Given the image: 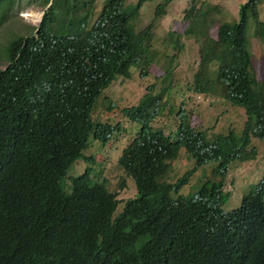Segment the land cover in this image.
I'll use <instances>...</instances> for the list:
<instances>
[{"label":"trees","instance_id":"trees-1","mask_svg":"<svg viewBox=\"0 0 264 264\" xmlns=\"http://www.w3.org/2000/svg\"><path fill=\"white\" fill-rule=\"evenodd\" d=\"M16 1L0 0V24ZM38 1L46 9L40 25L11 39L0 71V264H264V182L239 209L223 210L231 166L256 159L254 138L264 142V81L250 40L251 30L264 42L258 1L242 4L233 22L217 19L221 6L203 0H191L184 12V35L200 44L192 90L243 108L242 133L210 138L186 120L178 139L153 130L148 122L166 104L150 87L124 108L143 127L119 158L137 197L117 215V194L89 169L71 178L70 193L66 180L91 139L106 146L122 131L94 116L103 91L118 76L129 78L132 66L156 62L154 24L138 27L152 0ZM173 1L158 4L156 18ZM178 35H167L177 55L184 50ZM174 62L165 79L174 77ZM181 148L195 166L166 181ZM209 162L217 163L212 178L192 195L174 197Z\"/></svg>","mask_w":264,"mask_h":264},{"label":"rangeland","instance_id":"rangeland-1","mask_svg":"<svg viewBox=\"0 0 264 264\" xmlns=\"http://www.w3.org/2000/svg\"><path fill=\"white\" fill-rule=\"evenodd\" d=\"M102 0H100L101 3ZM164 0H152L147 2L138 18V27L143 29L149 24H154L153 59L156 62L148 67L134 65L130 70L131 76L124 78L118 76L114 82L106 88L98 98L94 108L97 122L106 121L112 125L121 124L122 131H118L112 140L104 146L91 139L90 147L84 151L86 159H79L71 170L68 171L65 187L71 192L73 184L71 178L80 175L89 169L95 182H104L108 189L117 194L119 206L117 214L123 211L125 204L137 197L135 182L124 168L119 164V158L123 150L133 141L141 131L143 124L125 115L124 108L135 106L149 91L153 95H162V101L158 115L148 122L153 130H161L173 139H178L180 128L186 120L197 130L206 131L210 138L234 131L241 134L247 121L246 111L232 105L218 94H197L192 90L194 73L197 70L200 44L193 35L185 36L187 22L184 12L191 0H174L168 7L167 14L156 18L155 8ZM211 4L220 5L222 15L217 19L233 22L240 18L241 5L247 0H203ZM258 1L260 20L264 21V0ZM135 4L137 0H129ZM45 6L38 0H17L15 5L2 16L0 24V71L8 65L6 45L16 35L33 33L35 24L32 18L25 17V13L41 14L45 12ZM41 21V20H40ZM251 25H255L251 23ZM170 31L177 32L184 50L177 55L175 41L168 39ZM216 37V29L212 30ZM251 52L254 56V64L258 77L264 81V42L255 37L250 30ZM174 62V77L164 78L166 68ZM212 68H217V64ZM217 71L211 77L217 78ZM94 113V112H93ZM258 155L256 159L238 162L231 166L223 188L228 194V199L223 205L226 213H231L242 206L245 194L256 189V186L264 182V142L253 139ZM217 163L209 162L200 167L191 178L190 182L180 189L179 194L190 196L199 187L212 178L213 170ZM195 166L193 159L188 157L184 148H181L179 156L172 162L171 171L166 176V181L176 182ZM215 177L213 176V179Z\"/></svg>","mask_w":264,"mask_h":264},{"label":"bare ground","instance_id":"bare-ground-1","mask_svg":"<svg viewBox=\"0 0 264 264\" xmlns=\"http://www.w3.org/2000/svg\"><path fill=\"white\" fill-rule=\"evenodd\" d=\"M41 14H34V13H30V12H27L25 13V17L27 18H32L33 22L35 24H39L40 20H41Z\"/></svg>","mask_w":264,"mask_h":264},{"label":"clouds","instance_id":"clouds-1","mask_svg":"<svg viewBox=\"0 0 264 264\" xmlns=\"http://www.w3.org/2000/svg\"><path fill=\"white\" fill-rule=\"evenodd\" d=\"M43 18V17H42ZM41 22V21H40Z\"/></svg>","mask_w":264,"mask_h":264},{"label":"water","instance_id":"water-1","mask_svg":"<svg viewBox=\"0 0 264 264\" xmlns=\"http://www.w3.org/2000/svg\"><path fill=\"white\" fill-rule=\"evenodd\" d=\"M44 15V14H43ZM42 20V19H41Z\"/></svg>","mask_w":264,"mask_h":264}]
</instances>
